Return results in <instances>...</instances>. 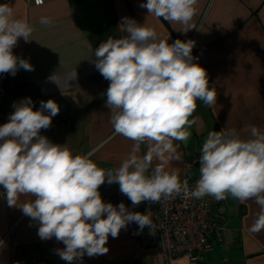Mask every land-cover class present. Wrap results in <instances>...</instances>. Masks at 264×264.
<instances>
[{
	"label": "clouds",
	"instance_id": "1",
	"mask_svg": "<svg viewBox=\"0 0 264 264\" xmlns=\"http://www.w3.org/2000/svg\"><path fill=\"white\" fill-rule=\"evenodd\" d=\"M196 5L197 0H146L140 6L149 15L182 24L179 31L186 33L195 28L190 22ZM40 23L49 25L51 19L43 17ZM123 25L126 35L109 37L94 51L96 69L110 82L106 106L114 134L133 141L130 154L115 170L98 167L91 153L74 155L67 143L40 134L51 126L59 105L49 99L34 110L31 98H25L14 103L9 121L0 125V187L8 206L38 221L42 240L62 242L65 247L56 253L68 264L106 254L109 236L118 237L129 223L140 230L152 227L148 214L131 212L123 202H104L99 188L106 181L118 183L133 206L181 194L252 200L258 211L249 231H264V130L252 126L247 139L235 129L209 132L199 157V179L190 189L177 170L166 166L180 159L174 141L187 143L197 101L215 105L216 89L209 86L206 69L194 62V41L169 44V37L135 20L125 18ZM32 32L26 21L14 17L12 7L0 4V74L34 70L13 53L18 39L30 41ZM141 145L147 148L143 155ZM153 160L159 161L155 167ZM22 195L34 199L18 204Z\"/></svg>",
	"mask_w": 264,
	"mask_h": 264
},
{
	"label": "crops",
	"instance_id": "2",
	"mask_svg": "<svg viewBox=\"0 0 264 264\" xmlns=\"http://www.w3.org/2000/svg\"><path fill=\"white\" fill-rule=\"evenodd\" d=\"M4 3L13 8L15 18L33 28L30 41L19 38L13 53L28 60L34 70L2 74L5 97L0 125L9 121L14 103L31 98L38 110L41 101L52 99L60 111L40 134L56 144L67 143L74 155L91 153L102 169H117L130 154L133 141L114 134L106 106L110 82L96 69L94 50L109 37L126 35L123 24L130 18L161 38L169 37V44L177 39L194 41V62L206 69L209 86L217 92L211 107L197 101L190 118L196 121L189 129L191 135L186 144L174 141L180 159L170 161L167 170H177L180 178L190 175L194 165L190 167L187 159L201 153L211 131L235 129L247 139L252 126L264 130V0H197L190 22L195 28L186 33L179 31L182 24L149 15L140 6L146 0H49L40 6L0 0ZM43 17L50 18L51 24H41ZM146 151V145H141L139 154ZM157 163L153 160L152 167ZM99 192L104 202L114 206L123 202L128 208L118 183L106 181ZM33 199L22 195L18 204ZM257 211L252 200L224 199L215 208L224 228L210 240L198 264H264V231H249ZM38 228L39 222L19 207L8 206L6 190L0 187V264H44L48 257L50 264H68L56 253L65 245L55 237L42 240ZM106 246V254L85 255L73 264H163L160 248H137L128 225L118 237L109 236Z\"/></svg>",
	"mask_w": 264,
	"mask_h": 264
},
{
	"label": "built area",
	"instance_id": "3",
	"mask_svg": "<svg viewBox=\"0 0 264 264\" xmlns=\"http://www.w3.org/2000/svg\"><path fill=\"white\" fill-rule=\"evenodd\" d=\"M24 1L40 6L49 0H43L41 4H37L36 0ZM4 97L0 74V107ZM181 180H187L190 189L197 181L190 175L183 176ZM126 200L129 211L148 214L152 221L151 229L145 227L140 230L135 222L128 224L137 248H160L163 264H198L210 240L218 238L224 228L215 212L223 200L217 201L211 196L192 198L181 194L162 199L160 203L144 201L137 206H133L127 196Z\"/></svg>",
	"mask_w": 264,
	"mask_h": 264
},
{
	"label": "trees",
	"instance_id": "4",
	"mask_svg": "<svg viewBox=\"0 0 264 264\" xmlns=\"http://www.w3.org/2000/svg\"><path fill=\"white\" fill-rule=\"evenodd\" d=\"M200 154L201 153H196L195 154V156L193 155V156H191V157H189L188 159H187V162H188V165L190 166H192V165H194L195 167H197V168H199V157H200ZM190 166V167H191ZM189 174V173H188ZM191 177H193L194 179H196V180H198L199 179V175H195V176H191ZM45 261L46 262H44V264H50L51 263V259L48 257V258H46L45 259Z\"/></svg>",
	"mask_w": 264,
	"mask_h": 264
},
{
	"label": "rangeland",
	"instance_id": "5",
	"mask_svg": "<svg viewBox=\"0 0 264 264\" xmlns=\"http://www.w3.org/2000/svg\"><path fill=\"white\" fill-rule=\"evenodd\" d=\"M190 175L191 176H195V175H199V168L193 166L190 170ZM226 232V231H225Z\"/></svg>",
	"mask_w": 264,
	"mask_h": 264
}]
</instances>
